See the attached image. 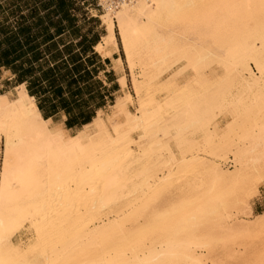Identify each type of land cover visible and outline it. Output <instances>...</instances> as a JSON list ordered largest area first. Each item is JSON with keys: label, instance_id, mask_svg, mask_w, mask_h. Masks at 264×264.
I'll list each match as a JSON object with an SVG mask.
<instances>
[{"label": "bare ground", "instance_id": "6f19581e", "mask_svg": "<svg viewBox=\"0 0 264 264\" xmlns=\"http://www.w3.org/2000/svg\"><path fill=\"white\" fill-rule=\"evenodd\" d=\"M100 2L106 35L95 49L120 51L113 62L132 91L74 135L43 117L25 85L0 93V264H207L217 245L264 232V214L230 225L235 211L253 216L264 184V0ZM198 124L205 146L243 139L232 170L202 156L200 137L179 152L160 137L178 146ZM173 187L178 202L143 218Z\"/></svg>", "mask_w": 264, "mask_h": 264}, {"label": "trees", "instance_id": "16d2710c", "mask_svg": "<svg viewBox=\"0 0 264 264\" xmlns=\"http://www.w3.org/2000/svg\"><path fill=\"white\" fill-rule=\"evenodd\" d=\"M77 10V0H0V73L11 71L17 86H26L45 119L64 113L68 129L91 123L106 105L105 91L97 93L101 101L92 109L85 99V92L96 95L88 87L101 69L89 68L101 35L82 33Z\"/></svg>", "mask_w": 264, "mask_h": 264}, {"label": "rangeland", "instance_id": "374dc122", "mask_svg": "<svg viewBox=\"0 0 264 264\" xmlns=\"http://www.w3.org/2000/svg\"><path fill=\"white\" fill-rule=\"evenodd\" d=\"M100 0H77V5H78V7L80 8V10H77V11H75V12H73V14L77 17V20H78V26L80 27V29L82 30V33L84 34V33H89L90 34V29H92V30H94V31H96L99 35H103L104 33H105V27H103V24H102V21L100 20V18H99V15L100 14H102L103 13V9H102V7H100L99 6V2ZM93 19H95V20H93ZM117 39H118V37H117ZM72 42L74 45H75V47H74V49L76 50V52L77 53H80V52H82V50H79L78 49V47H76V44L78 43V41L77 40H75V38L74 37H68L67 38V42ZM74 41V42H73ZM216 50V49H215ZM112 63H113V68H114V70L117 72V73H119L120 74V77H119V83H120V85H121V93L117 96V98L114 100V99H112V98H109V99H107L106 100V105H105V108L103 109V111L106 113V114H108V113H110L111 112V108H110V106L112 105V104H114L117 100H119L122 96H124V94H125V91L126 90H130V91H132L131 90V81H130V73H129V70L127 69V67H126V65L124 64L123 66H124V68H118V67H116V65H115V63L113 62V59H112ZM251 71L253 72V74L255 75V76H261V74H260V72H259V70L256 68V66L255 65H253V66H251ZM101 69V68H100ZM257 74V75H256ZM99 77H101L102 79H104L103 78V74H99L98 75ZM123 78L125 79V84H122V83H124V82H122L123 81ZM96 81H100L98 78L96 79V80H94V81H92V83H90L91 85L88 87V90H93L94 91V93L96 94L95 95V98H92V97H90V96H88V93L87 92H85V99H88V101H89V106L91 107V109L92 108H94L95 106H96V104L97 103H99L100 101H101V98H99V96H97V93L98 92H100V90L101 91H105L103 88L101 89V87H100V85H98L97 84V82ZM234 81H236V79H232L231 80V88H230V90L232 89V91H235L234 93V95L236 96L237 94L240 96V95H243L244 94V89L243 88H239V84H238V81H237V84H233L232 82H234ZM235 83V82H234ZM233 84V85H232ZM123 85H125V88H124V86ZM238 85V86H237ZM124 89H126V90H124ZM242 89V90H241ZM240 90H241V92L242 93H240L239 94V92H240ZM238 91V92H237ZM246 93V92H245ZM237 95V96H238ZM97 96V97H96ZM237 96H236V98H237ZM218 98H220V97H218ZM130 110L131 111H135V108L133 107V106H131L130 107ZM97 115V114H96ZM66 119V116H65V114L64 113H61V115H59V117L56 119V121L54 122L55 124H63L62 122L64 121ZM223 121V118H219V122H222ZM64 125V124H63ZM201 126H203V127H201ZM200 127V128H199ZM192 128H195V129H197L196 131L195 130H192ZM201 128H203V129H201ZM205 128H206V125L205 124H198V126L196 125V126H194V127H191L190 129H189V131L190 132H188L187 131V133L186 132H184L183 133V137H182V139H183V141L181 142V144L180 145H176L175 143V141H174V138H171L172 136H171V134L169 133V132H166V133H163V134H161L160 135V137L162 138H165V136H166V138L168 137V141H169V143H170V148H171V150H172V152H179V151H181V150H184V149H186L187 147H188V145L190 144V143H193V142H195V141H197V142H199L198 140H199V138L198 137H200V138H202L201 137V133H203L204 134V131H205ZM200 129V130H199ZM80 129H78V128H76V129H73V130H69L70 131V134L71 135H74V134H76L78 131H79ZM201 130H203L202 132H201ZM193 132H195L196 134L195 135H193ZM200 132V133H199ZM199 134V135H198ZM202 134V135H203ZM165 135V136H164ZM236 136V137H235ZM229 139H227V140H220V141H216L215 143L216 144H211V146L210 145H208V146H205V144L206 143H204V142H202V140H203V138H204V135H203V138L202 139H200V141H201V143H199V146H198V148L200 149V150H204L203 152H204V154H203V152H199V153H202L203 155V157H206V159H208V160H212V161H218L219 163L221 162L222 163V161H223V163H222V167L225 169V170H232L233 169V167L235 166V162L233 161V154H234V151L236 150V148H237V146H239V147H241L242 145H243V139H241V138H239V135H237V134H230L229 135ZM233 137H235V138H233ZM161 138H159V135H151V136H149L148 137V140H147V142L148 143H150V141L152 142V141H154L155 139H161ZM165 138V140H167ZM171 138V139H170ZM197 139V140H196ZM233 139V140H232ZM235 139V140H234ZM171 140H173L174 142H172ZM232 140V141H231ZM171 141V142H170ZM190 141V142H189ZM220 143V145H219V143ZM226 142V143H225ZM237 142V143H236ZM189 143V144H188ZM229 143H230V145H229ZM236 143V146H233V144H235ZM242 144V145H241ZM215 145V146H214ZM229 145V146H228ZM231 145L233 146V148L231 147ZM197 146L195 147V148H197ZM203 148H202V147ZM210 146V147H209ZM182 147H184V148H182ZM186 147V148H185ZM201 147V148H200ZM205 147V148H204ZM209 147V148H208ZM177 148V149H176ZM197 148V151L199 150ZM231 148V149H230ZM207 149V150H206ZM210 150V151H209ZM231 150V151H230ZM166 150H164V152L162 151H156L155 152V156L153 155V156H151L150 158H149V165H150V167L151 166H154V167H151V168H155V170L158 168V167H155L156 165L157 166H160V162L161 161H163V160H166L169 156H170V154H171V152H165ZM208 151V152H207ZM160 152V153H159ZM169 153V154H168ZM210 153V154H209ZM208 154V155H207ZM225 155H228V156H225ZM225 157V158H224ZM230 157V158H229ZM224 158V159H223ZM216 159V160H215ZM218 159V160H217ZM225 159H226V161H225ZM231 160V162L229 161V160ZM152 160V161H151ZM229 162H228V161ZM227 162V163H226ZM158 163V164H157ZM223 164H225V165H223ZM230 167V168H229ZM228 168V169H227ZM168 170H170L169 168L168 169H165L164 170V172L163 173H160L161 174V176H162V174H164L165 172H167ZM159 174V173H158ZM177 188L175 187H173L172 189L170 188L169 189V194H168V190H167V192H166V197H165V199L163 198L164 197V195H163V197H161V203H159V201H157L158 202V204H159V206H157L156 207V205H158V204H153L152 206H151V209L146 213V215L143 217V218H145L146 217V220L147 219H151V215H152V217H154V218H152L151 220L152 221H157L158 220V218H159V216H157V210L159 209L161 212H164V211H166V210H168L170 207V205L172 206V204L173 203H176V201L178 200V194H176L177 193ZM256 195H254L253 196V198H250L251 200H249V205H250V207H251V213H252V215L253 216H251L250 215V217H246V216H244V215H241V213H239V212H236L235 211V215H234V218H233V220L232 221H230V225H232V224H234V223H238V221H239V223H242V221H243V223H249V222H254V223H256V222H261L262 220H263V218H261V217H259L260 215H263L264 214V184H262L260 187H259V189L256 191ZM171 194V195H170ZM163 198V199H162ZM175 198H177L176 200H175ZM174 199V200H173ZM159 200H160V198H159ZM162 200H164V201H162ZM165 200L167 201L168 200V202H165ZM173 200V201H172ZM165 202V203H164ZM178 202V201H177ZM156 203V202H155ZM162 203H164V204H162ZM172 203V204H171ZM170 204V205H169ZM163 207H161V206ZM168 206L167 208H165L164 206ZM158 208L157 210L155 209V208ZM161 207V208H160ZM154 210H156V211H154ZM158 210V211H159ZM154 211L155 213H152V212ZM148 214H150V215H148ZM153 214H155V215H153ZM149 216V217H148ZM246 217V218H245ZM143 218L140 220V222H142L143 223ZM258 218V219H257ZM157 219V220H156ZM259 219H261V220H259ZM259 220V221H258ZM25 231L26 230H23L18 236H17V238H16V240H18V241H20V240H22V241H28V238L30 237V234L26 231V233H25ZM264 231V230H263ZM262 232H261V230H260V232H256V236L255 237H253V239L252 238H250V239H248V240H245V241H243V242H241V244H242V246L240 245V242H238L237 243V246H236V244H234V246L232 245V246H228V248L226 247V249H222L221 247H224L223 246V244H219V245H217L216 247H215V251H214V254H212V256L211 257H209V256H207L206 257V263L207 264H264V232L261 234ZM24 234V235H23ZM23 235V236H22ZM28 235V236H27ZM260 237H259V236ZM249 241V242H248ZM244 243V244H243ZM247 243V244H246ZM240 245V246H239ZM236 246V247H235ZM229 247L230 248H233L232 249V251L233 252H231L230 251V253H228V251L229 250H231V249H229ZM235 247V248H234ZM225 248V247H224ZM227 249H229V250H227ZM226 251V252H225ZM235 251H236V253H235ZM226 254V255H225ZM229 254V255H228ZM214 255V256H213ZM227 255L229 256V258H227ZM233 255H236V257L235 256H233ZM208 257H209V259H208ZM233 257V259H230V258H232ZM220 260L221 261H224L223 263H221L220 262Z\"/></svg>", "mask_w": 264, "mask_h": 264}, {"label": "crops", "instance_id": "0c3cea01", "mask_svg": "<svg viewBox=\"0 0 264 264\" xmlns=\"http://www.w3.org/2000/svg\"><path fill=\"white\" fill-rule=\"evenodd\" d=\"M105 34H106V29H105V33L100 36L99 42L95 46L92 47L91 55H94V58H92L90 61V64H92V66L89 69L94 68L97 65H99L97 69L101 68V71L99 72V74H103L104 79H102L99 76H98V79L103 83L105 87V93H106L105 99L107 100L109 98H112L115 100L117 96L121 93V85L119 83L120 74L114 70L112 59H118L121 56V53L120 51L119 52L115 51L112 53V57H102L99 53H97L95 47L101 42V39L103 38ZM18 86H17V82L15 81V76L12 74V72L5 71L4 69H2L0 73V93L14 92V90ZM58 117L59 115H56L55 117H53L52 118L53 121L55 122L56 118ZM66 120L67 118L62 123L67 128L65 124ZM76 128L77 127L73 129H76ZM73 129H69V130H73Z\"/></svg>", "mask_w": 264, "mask_h": 264}, {"label": "built area", "instance_id": "2783aa9c", "mask_svg": "<svg viewBox=\"0 0 264 264\" xmlns=\"http://www.w3.org/2000/svg\"><path fill=\"white\" fill-rule=\"evenodd\" d=\"M134 1L135 0H105V5L108 8L117 9L118 7H120L124 3H131ZM99 6L102 7V9H104V6L101 4V2L99 3Z\"/></svg>", "mask_w": 264, "mask_h": 264}]
</instances>
